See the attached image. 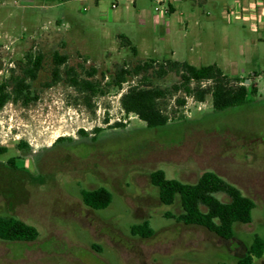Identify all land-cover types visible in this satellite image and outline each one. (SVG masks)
I'll return each instance as SVG.
<instances>
[{"label": "rangeland", "instance_id": "1", "mask_svg": "<svg viewBox=\"0 0 264 264\" xmlns=\"http://www.w3.org/2000/svg\"><path fill=\"white\" fill-rule=\"evenodd\" d=\"M193 1L202 3L196 13L204 30L184 42L173 58L191 61L197 67L217 64L229 77L240 80L241 75L247 78L255 70L261 76L257 79L261 93L257 87L255 97L261 102L214 114L210 95L202 105H194L188 97L189 112L185 114L175 107V99L183 97L178 93L162 103L172 121L156 130L147 129L134 115L127 116L121 105L125 92L106 85L121 67L131 68L149 58L165 60L166 55L176 52L175 37L180 32L174 30L166 41L149 27L143 44L137 41L140 29L135 21L130 30L122 25L113 27L131 34L138 51L135 56L114 34L105 39L91 27L88 29L97 34L72 31L58 21L60 10L47 16L37 11L40 17L36 22L24 27L17 18L22 17V4L14 0L1 3L0 84L12 75H21L28 56L42 53L45 59L33 86L39 100L29 107L9 102L0 111V146L8 149L0 156V216L14 217L39 232L38 239L30 243L0 241V264H237L256 235L264 239V44L248 26L242 22L231 25L225 18L226 8L236 0ZM144 2L149 9L156 6L150 0ZM184 4V15L188 17L191 2L186 0ZM72 5L80 8L81 2ZM180 17V12L171 15L172 27L179 26ZM30 19L28 16V23ZM260 35L264 37V33ZM240 36L254 40L260 56L257 63L241 65L246 73L233 75L227 64L245 59L240 56ZM227 37L231 38L229 43ZM157 46L163 48L160 54L153 52ZM55 52L67 55L68 65L79 71L81 67L97 69L94 80L105 86V94L87 104L85 96L78 95L64 81L45 88ZM139 79H130L123 90ZM178 79L170 73L152 81L155 86L170 88ZM117 123L124 127L114 132L116 137L102 138L91 147V154L86 143L74 153L62 145L47 155L41 154L59 138L76 139L79 130L92 133L98 128L110 133ZM256 138L262 143L250 142ZM21 141L30 146V151L17 148ZM11 160H15L16 169L10 165ZM158 170L167 179L187 184H195L205 172L217 174L254 200L252 223L237 224L236 239L231 242L203 228L167 218V213L177 216L182 208L179 200L172 206L161 203L159 190L151 183V174ZM98 187L109 188L114 196L107 209L95 211L84 204L81 192ZM218 198L229 200L223 194ZM145 221L150 222L154 236H134L132 226ZM253 264H264V257Z\"/></svg>", "mask_w": 264, "mask_h": 264}, {"label": "trees", "instance_id": "2", "mask_svg": "<svg viewBox=\"0 0 264 264\" xmlns=\"http://www.w3.org/2000/svg\"><path fill=\"white\" fill-rule=\"evenodd\" d=\"M172 11V9H171ZM124 47L130 49L137 56L138 51L133 42L126 35H119ZM45 56L42 53L27 57L21 75H12L8 81L0 84V111L9 103H20L24 107L39 100V95L33 90L34 83L39 80L43 69ZM79 71L68 65L65 54L55 52L52 56V70L50 82L45 83V88H51L62 81L78 95H84L87 104L98 95L105 94V86L100 81H95L98 70L95 68ZM175 73L178 81L170 88L155 86L152 79H162L168 74ZM140 78L136 84L129 85L121 97L124 113L134 115L145 123L149 130L162 129L169 126L171 115L162 107V103L182 93L183 97H175V107L183 108L186 98L193 97L197 103H204L207 96L212 97L214 114H222L228 110L250 103V97L256 96L258 89L252 84L245 85L247 79L231 78L217 65L194 66L187 61L162 60L149 58L133 67H121L111 77L107 87L122 90L130 79ZM210 84L204 87L203 84ZM251 86V87H250ZM252 96V97H253ZM185 119L184 116L180 117ZM122 123H117L111 128H123ZM102 129H95L100 133ZM81 136L90 133L79 130ZM65 138H59L55 143H60ZM17 148L21 151H30V146L21 141ZM8 152L6 147L0 146V156ZM15 160L10 164L15 169ZM24 170V169H23ZM151 183L159 190V198L163 205L172 206L178 200L182 213L177 216L167 213L166 217L175 219L184 226L200 227L216 235L224 241L236 239L235 226L237 224L249 225L252 223V213L256 208L253 199L245 196L239 188L229 183L213 172H205L195 184H187L175 179H167L162 170L151 174ZM219 194L225 195L229 200L224 202L218 198ZM84 204L96 211L107 209L113 200L111 193L105 188L94 191H83ZM134 236L149 239L155 232L149 221L134 225L131 228ZM38 230L14 217L0 216V241L30 243L38 239ZM245 253L238 258L237 264H253L255 259L264 257V239L256 235L253 243L245 249Z\"/></svg>", "mask_w": 264, "mask_h": 264}, {"label": "crops", "instance_id": "3", "mask_svg": "<svg viewBox=\"0 0 264 264\" xmlns=\"http://www.w3.org/2000/svg\"><path fill=\"white\" fill-rule=\"evenodd\" d=\"M22 5L19 6V9L22 11V17H17L20 21H23L24 27L26 25H32L36 20L40 17L37 14V11L42 13L41 15H55L57 10L59 15V20L64 23L66 26H70L72 31H78V33L86 34V35H95L97 33L101 34L100 36L107 39L111 34L116 36L126 35L130 40L131 39L129 32H122V28H113L118 27V25H122L125 28L130 30L132 23L135 21L137 27L140 29L139 37H137V41L139 43H143L147 40L148 28L151 29L158 34H161L162 39L169 41L168 37L173 33L180 32L175 37L176 44V52L174 51L169 56L166 55L165 59L167 60H176L173 58L175 53L181 51L183 43L188 42L190 38L194 39L204 30V24L200 19V15L196 13L197 6H202V3L199 4L193 0H190L192 8L188 13V17H185V4L186 0H178L176 2H171L170 4V14L167 17H158L154 14V9H149L145 0H125L127 3L122 5L120 1L122 0H22ZM81 2L80 8H76L73 3ZM152 4L155 3L154 0H150ZM173 1V0H171ZM6 0H0V5H4ZM117 2V7L113 8V4ZM253 2H259L263 5L264 8V0H236L233 6L226 8L225 18L230 21L231 25H235L238 22H242L245 26H248L251 32H255L259 34L258 40L262 41L264 44V37L260 34L264 33V9L261 11V19L260 21L255 19H248L243 17H230L228 12L232 9L238 8H246ZM130 4L133 5V11L130 12ZM204 4V3H203ZM172 9V11H171ZM31 11V13H28ZM176 12L181 13V17L179 22V26H173L170 21L171 15ZM34 13V14H33ZM82 13H84L82 15ZM206 17L210 16V13H204ZM28 16H31L30 22H27ZM8 18H12V14L8 15ZM98 29L99 32H92L88 28ZM178 29V30H177ZM238 30V29H237ZM132 31V30H131ZM240 31H233V33L239 34ZM242 36V35H241ZM239 37L240 43V56L245 58L243 61L237 62L236 60H232L231 63L227 64L229 66L230 74H239L246 73L245 69H240L241 65L250 63H257L260 56L259 46L254 40H249L248 38ZM230 37H227V41L229 43ZM91 39H88L89 41ZM191 40V39H190ZM191 50L193 47H190ZM162 47L153 48V52L155 54H160L162 51ZM228 61V60H227ZM183 62V61H180ZM191 65H194L191 61H187ZM217 65V64H213ZM195 66V65H194ZM218 66V65H217ZM225 74L224 69L219 67ZM249 77L242 76L243 79H249L250 82L246 84H255L256 87L259 88L261 93V89L259 84L257 83V79H260V74L257 71H252V74H249Z\"/></svg>", "mask_w": 264, "mask_h": 264}, {"label": "flooded vegetation", "instance_id": "4", "mask_svg": "<svg viewBox=\"0 0 264 264\" xmlns=\"http://www.w3.org/2000/svg\"><path fill=\"white\" fill-rule=\"evenodd\" d=\"M253 99H250V103H248V104H246V105H243V106H240L241 108L242 107H252V106H255V105H257L258 103H260L261 101H258V99H256V97L254 96V97H252ZM240 107H236V108H233V109H231L232 111L233 110H235V109H237V108H240ZM231 110H228L229 112L231 111ZM228 111H226V112H228ZM226 112H224V113H226ZM223 113V114H224ZM119 130H121V128H111L110 129V133H105V131H102V132H100V133H96V132H92V133H90L88 136H81V135H79L78 134V137L76 138V139H68V140H64V141H62V142H60V143H54L53 145H52V147H50V148H48L46 151H43L41 154H46L47 155V153L49 154V153H51L53 150H56L59 146H62V145H67V147L70 149V151L71 152H73V150L74 149H76V148H79V147H82V146H84V145H82L81 146V144H87V145H89L90 147H89V151H88V154H91V147H95V146H97V144L100 142V140L102 139V138H104L103 139V141H105V139L106 138H113V137H116V133H114V132H118ZM241 135H242V133H241ZM251 143H254L255 145H257V142H259V144L260 143H262L261 142V140L259 139V138H256V139H251V141H250ZM80 145V146H79ZM64 149V148H63ZM66 149V148H65ZM59 151V150H58ZM91 151V152H90ZM74 153V152H73ZM11 165V164H10ZM15 169H16V163H15ZM24 169V168H23ZM25 170V169H24ZM99 188H105L106 190H108L110 193H111V195H112V197L114 196L113 195V192L109 189V188H107V187H98V188H96V189H93V190H89V189H83V191H94V190H97V189H99ZM82 191V192H83ZM82 192H81V194H82ZM93 210V209H92ZM96 211V210H95Z\"/></svg>", "mask_w": 264, "mask_h": 264}, {"label": "built area", "instance_id": "5", "mask_svg": "<svg viewBox=\"0 0 264 264\" xmlns=\"http://www.w3.org/2000/svg\"><path fill=\"white\" fill-rule=\"evenodd\" d=\"M155 1V8H154V13L156 16L158 17H167L169 14H170V4L171 2H176L178 0H154ZM14 2L16 4L18 3H22L21 0H14ZM117 7V2H115L113 4V8H116ZM263 5L261 3H257V2H253L251 3L248 7L246 8H241V9H238V8H235V9H232L228 12V15L230 17H234V18H238V17H243V18H248V19H255V20H258L260 21L261 19V11L263 10ZM206 84V83H205ZM203 84V86L205 85ZM245 85H247L245 83ZM127 90V89H126ZM126 90L122 89V92H126ZM124 94V93H123ZM189 98H186V100H188ZM190 100L193 101L194 105H202L204 103H197L195 101V99L193 97H190ZM188 104L186 103V105L181 108V110L185 113V114H188L189 110H188ZM201 109V108H199Z\"/></svg>", "mask_w": 264, "mask_h": 264}, {"label": "water", "instance_id": "6", "mask_svg": "<svg viewBox=\"0 0 264 264\" xmlns=\"http://www.w3.org/2000/svg\"><path fill=\"white\" fill-rule=\"evenodd\" d=\"M247 83H249V81H247Z\"/></svg>", "mask_w": 264, "mask_h": 264}]
</instances>
